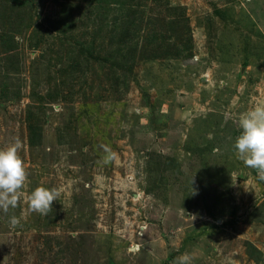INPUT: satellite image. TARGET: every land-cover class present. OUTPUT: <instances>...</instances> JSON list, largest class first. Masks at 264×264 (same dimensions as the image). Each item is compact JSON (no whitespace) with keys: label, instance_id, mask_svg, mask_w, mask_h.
<instances>
[{"label":"rangeland","instance_id":"374dc122","mask_svg":"<svg viewBox=\"0 0 264 264\" xmlns=\"http://www.w3.org/2000/svg\"><path fill=\"white\" fill-rule=\"evenodd\" d=\"M258 103L264 0H0V148L29 173L0 264H264V181L234 148ZM36 187L61 193L48 216Z\"/></svg>","mask_w":264,"mask_h":264},{"label":"clouds","instance_id":"9594fccd","mask_svg":"<svg viewBox=\"0 0 264 264\" xmlns=\"http://www.w3.org/2000/svg\"><path fill=\"white\" fill-rule=\"evenodd\" d=\"M242 130L236 138L234 148L237 158L242 160L246 167L254 169L259 180L264 181V103H258L252 110L243 114L238 120ZM23 142L16 138L5 148H0V210L7 213L9 208H16L23 195L22 189L28 181V170L20 155ZM104 155L101 163H112L117 154L108 146H101ZM190 179V185L193 183ZM191 193L196 190L191 188ZM61 195L57 189L36 187L27 197L29 211L48 216L53 211L52 204ZM195 219V217H193ZM20 224L16 216L10 219V225L15 228ZM194 257L188 253L182 254L176 264H192Z\"/></svg>","mask_w":264,"mask_h":264}]
</instances>
